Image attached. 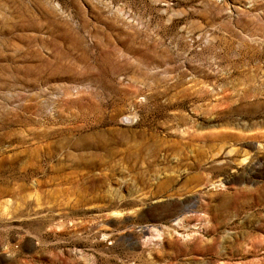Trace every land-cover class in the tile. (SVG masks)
<instances>
[{"label":"rangeland","instance_id":"374dc122","mask_svg":"<svg viewBox=\"0 0 264 264\" xmlns=\"http://www.w3.org/2000/svg\"><path fill=\"white\" fill-rule=\"evenodd\" d=\"M0 264H264V0H0Z\"/></svg>","mask_w":264,"mask_h":264}]
</instances>
